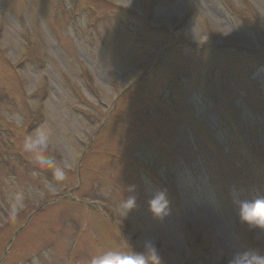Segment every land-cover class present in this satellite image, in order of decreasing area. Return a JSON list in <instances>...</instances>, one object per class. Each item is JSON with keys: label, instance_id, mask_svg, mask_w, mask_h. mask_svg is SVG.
<instances>
[{"label": "rangeland", "instance_id": "rangeland-1", "mask_svg": "<svg viewBox=\"0 0 264 264\" xmlns=\"http://www.w3.org/2000/svg\"><path fill=\"white\" fill-rule=\"evenodd\" d=\"M138 2L0 0V126L14 128L0 131V264H90L144 238L162 264L264 254L238 215L264 199V0ZM41 125L53 145L38 159L23 138Z\"/></svg>", "mask_w": 264, "mask_h": 264}, {"label": "clouds", "instance_id": "clouds-1", "mask_svg": "<svg viewBox=\"0 0 264 264\" xmlns=\"http://www.w3.org/2000/svg\"><path fill=\"white\" fill-rule=\"evenodd\" d=\"M131 0H127L125 7L130 6ZM9 120L20 128L24 125L23 117L20 115L10 116ZM52 131L47 125H41L33 132L23 138V147L27 152L37 154L52 149ZM51 167V165H48ZM67 167V164H65ZM55 181L65 180L64 168L55 167L53 170ZM136 186L129 185L127 199L122 203V215H127L136 207ZM25 195L23 192H16L9 204L7 221L14 222L18 213L23 209ZM149 203L150 213L157 219H164L169 214V202L163 191L158 192L152 197ZM238 215L241 223L245 224L250 230L264 232V199L258 198L252 201H240L238 204ZM139 251L125 253L122 251H108L94 256L90 264H162V253L154 238H144L138 245ZM214 264H264V254L256 251H244L233 253L228 256L222 249L216 254Z\"/></svg>", "mask_w": 264, "mask_h": 264}, {"label": "snow or ice", "instance_id": "snow-or-ice-1", "mask_svg": "<svg viewBox=\"0 0 264 264\" xmlns=\"http://www.w3.org/2000/svg\"><path fill=\"white\" fill-rule=\"evenodd\" d=\"M139 2H140V0H139ZM139 2H138V3H139Z\"/></svg>", "mask_w": 264, "mask_h": 264}, {"label": "trees", "instance_id": "trees-1", "mask_svg": "<svg viewBox=\"0 0 264 264\" xmlns=\"http://www.w3.org/2000/svg\"><path fill=\"white\" fill-rule=\"evenodd\" d=\"M249 150H247V152H248Z\"/></svg>", "mask_w": 264, "mask_h": 264}]
</instances>
